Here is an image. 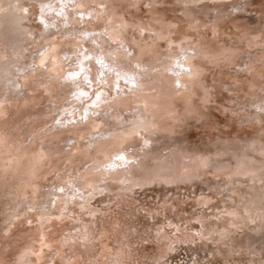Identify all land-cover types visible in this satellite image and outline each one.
Instances as JSON below:
<instances>
[{
    "label": "bare ground",
    "instance_id": "obj_1",
    "mask_svg": "<svg viewBox=\"0 0 264 264\" xmlns=\"http://www.w3.org/2000/svg\"><path fill=\"white\" fill-rule=\"evenodd\" d=\"M213 1L221 2L220 7H223V9L220 8L219 12H223L226 17L217 16L219 14L218 12L213 19L207 17L206 23L203 14L199 17L200 23L196 25L195 29H189L187 27V14L181 7L179 0H177V3L180 7H176L177 9L174 7V11L181 10L183 15L181 17H173L174 19H170L164 13H161L164 10H157L156 13H152L148 10L149 15L146 19H135L134 17L125 15V19L128 20L130 24L132 20L137 22L143 20L146 24L150 23L155 31H159L160 29V24L157 23V21L166 19L177 26L173 29L174 35L172 39L177 43L179 42V38L185 39L186 42L181 45V47L187 48L192 45L197 49H203L210 53H219L227 49L228 54L227 57H222L218 63H210L205 56L199 53L195 58H192L190 61L191 65L194 69L201 72L200 81L197 82L187 80L186 77L183 76L179 78L174 77L168 72L167 69L171 63L170 58L173 57L176 52H174L175 48L171 50L168 49L165 41L157 42L150 49L152 54L145 55L142 58L141 63L147 67L148 71L141 74V79L145 82L146 88L138 93L139 100L137 102L147 101L149 104L148 119L152 121L154 129L149 134L151 141L149 147L145 149L143 153H140V156L143 158L141 163L149 165L151 170L132 168L121 176L112 175L108 177L109 181L125 179L129 183L124 186L119 184L103 185L106 191L103 194L97 193L95 195L91 202V206L100 207L102 212L108 211V208L103 207V203L106 202L108 204L107 206L112 209H118V211L109 212L110 219L108 220H105L104 217H97L98 222L93 230L100 233V239L88 252L81 255L79 250L74 246L67 245L61 248L63 242L62 236L66 232H71L76 226H80L81 220H83L85 224L88 223L91 217H85L87 213L77 212L74 207L70 209V211L74 212L72 219H67V212L64 213L65 218L63 220L52 219L51 217H53L54 214H60L62 201L57 200L54 207L49 206L50 197L48 193L56 184L61 183L63 179L66 178L62 173L65 167L64 155L66 154L63 149H71V154L73 156L72 163L67 165V169L71 171L73 165L79 168L80 157L83 155V153L79 151L80 146L83 144L80 137L84 136L85 139H88V136L87 133L81 132L73 126H69L71 131L65 129L59 130V132L52 131L48 128V125L52 124L55 118L54 114L57 113L59 106L64 104V100H56L52 95L56 91L59 80L54 79L49 81L45 78L46 76H62L64 73L61 69L64 68L67 62L63 61L61 54H66L74 60L75 57L72 55V52L78 46L71 35L65 38L66 40L58 38L57 41H53L54 48L48 51L45 56L41 57L39 53L47 48L46 39H42L41 37L46 38L48 33L40 24L38 15L40 6L39 0H0V104H2L0 112L3 113V115H0V133L7 134L10 142L16 140L18 144L24 145L20 148V152H26L28 156L32 157L35 161L31 166V172L27 169L20 170L17 168V162L10 160V157L6 154V150L0 149V169L6 167L10 168L7 181L0 179V213H2L0 215L2 221H0V233H2L0 235V246L3 244L6 245L4 249L0 248V259L7 257L11 253L13 242H19L18 245L14 247L12 254L14 258L18 260L38 259L40 264H48L51 258L43 254L39 257L34 254H22L25 245L30 243V238L37 240V248L42 247L37 239L39 231H43L44 239L46 242L50 243L51 249L58 251V255L54 259H51V264H62L65 251L68 247H72L73 251L76 252L73 264H89V262L90 264H111V257L117 253L119 259L124 261L125 264H140L143 261V254L141 252L144 249H140L135 245V239L157 243L156 249L158 248L159 253L151 258L154 260H159L164 257L165 254L170 253L167 251L166 247L168 242L177 244H196V240L199 239H193V235L189 234L187 231L200 227V224L193 227L187 226L183 229L178 224L182 220V217L170 220L171 223H176L181 228L179 236L175 238H172L167 232H163L161 240H157L156 236L153 234L151 235V232L148 231L147 228L141 231L136 224L135 214L125 209L126 205L130 206L132 203H128L125 197L132 196L136 193L137 189L135 192H123L120 189L136 183L142 185L139 189L154 185L164 187L189 184L195 185L200 177L205 174L204 169L199 167L200 161L196 159L197 157H209V164L214 171L215 167L221 169L233 167L236 164V160L234 159V163L232 162L229 164L227 162L229 156H239L241 158L240 163L242 166L240 168V178L235 183L231 179L228 187H221V185L217 183L221 189L217 187L215 199H213L214 195H203L204 200L211 201L208 208H210V210L212 209V212L211 214H209V212L208 214L202 212L196 216L195 220L198 218L204 222L206 229L215 227L216 225L223 227L228 221L227 217H222L219 221L209 220L207 217L222 215V209H227L229 211L233 208H236L238 211L245 208L248 209L252 213V218L257 219L258 222L253 226L247 223V217H242L237 220L236 223L243 226L244 233L242 238L245 239V243H248V239L251 236L254 246L259 253V245L262 241L260 229L264 228V185L261 183V180L264 179V156L260 154L262 147H264V127H262L264 121H261V117H264V113H258L257 110L255 113L252 111L240 113L238 111L241 106H253L261 103V96L264 95V91H262V89H264V81L261 79L264 78V73L253 74L247 79V83L241 79V77L245 75L244 68L243 72H235L234 75L229 78L230 81L228 82H226V80L223 81V79L213 74L211 81H213L214 84H209V76L212 71L222 72V69L232 68L236 65L241 66L243 63L247 64L253 61H264V27L252 28L253 26L250 27L248 25L245 27L241 24H237L241 23V21H238L239 16H232L235 11L250 7L252 5L251 0H226L230 2V4L223 3L225 0ZM96 2H99V0H96ZM104 2L110 5L112 4V0H104ZM126 2L127 0H118V3ZM242 2H244L243 5ZM17 7L21 10L17 11ZM228 7L233 8V13L227 12ZM23 8H28L29 13L22 11ZM131 10L127 13L133 16L134 11L132 12ZM260 12L263 13L264 9L260 10ZM117 15H122V13H117ZM262 16L264 17V15ZM225 18H228L232 23L231 25L237 28V33L227 32V30L223 28L224 25L222 24L228 22ZM34 22L38 25H35ZM101 22L102 18L100 20L95 19L94 24L92 21L89 22L87 18H85L83 24L70 25V27L97 31V26ZM65 31L67 32L68 29H65ZM206 32H211L214 38H206ZM80 39H84V47H93L90 44L92 37H80ZM133 39L140 42V47H145L142 43V38L139 37L138 34L131 31L126 33V42L127 40ZM118 55L122 58L124 54L121 52ZM52 58H55L57 70L55 72L45 73V67L41 66V60L49 61ZM225 74H228L227 71ZM176 79H180L182 84L187 85V88H176L174 84V80ZM200 82H203L211 88L212 101L216 100V95L213 90H216L218 86L223 84L229 86L233 83L237 85V89L232 91L235 94L232 99L237 106L235 114L234 112L232 113V117L233 119L238 117L241 121H253L244 124L240 122L242 125L246 126V129L248 127L253 130L251 135H254V138L251 143L242 147L223 145V148L218 149L215 156L209 155L206 153L207 151L205 152L197 147L192 148L180 144L182 141L177 138V135L181 133L183 124H186L190 119L200 120L204 118L206 113L205 111V113L203 112L204 105H201L199 108H194L192 112L186 111L187 99L190 98L195 105L201 98L202 90L195 86L196 83ZM178 92L183 94L177 95ZM41 93L45 94L41 95ZM50 100H54L56 107H53L52 104L49 103ZM240 100H242V102ZM32 102L33 104H31ZM125 108L126 111L124 112V116H131L133 114V109L128 106H125ZM128 112H131V114L127 116L126 114ZM109 123L115 127L114 121H109ZM213 127H215V125ZM41 129H44V131H40ZM63 134H66L67 137H62ZM29 137L32 138V143L34 144H25V141ZM40 137H43V151L47 157L43 160L40 159L39 156V152L41 151ZM212 137L213 136H211V138ZM223 138L227 139V137ZM162 139L164 140L162 145L163 150L170 149L169 153L166 155L156 153L155 148H153V144L160 142ZM71 140H75L76 143L70 144L69 141ZM61 143L62 145H60ZM104 143L107 147L102 150L110 153L119 147L120 139L118 136H111ZM252 144L256 145L255 151L249 149V145ZM53 145L58 146L60 150L56 152L50 151ZM125 145V147H127V144ZM226 149L227 152H225ZM246 149H248V151H245ZM13 151H15V149H13ZM245 157H247L246 160L244 159ZM86 159L87 163H92L90 158ZM246 170L256 172V177L253 178L250 175L245 177L244 173ZM128 175L131 177H128ZM98 176L99 173H90L87 174V179L95 182ZM220 176H222V172L219 174V177ZM247 178L249 182H247ZM253 179H255V183L252 182ZM115 189H117L116 197L110 195L108 198L105 197L96 200L98 197L113 193ZM219 191H223V195L227 193V197H223V195L217 197ZM232 193H234V196L231 195ZM201 197L202 196L198 197L196 201L199 206H202L204 203ZM94 201L97 205L93 204ZM215 201H218V203L215 204ZM169 205L171 206L170 208L175 207V209H179L177 204L164 201L160 207L153 208L152 210L148 209L151 218H155L156 216L152 215V213H158L164 216L165 219H169L171 217L170 214H168ZM163 212L165 213L164 215ZM17 217H19V219H17ZM26 219H31L36 225L26 232L22 231V228H19L14 235L23 236L22 239L20 237L12 239L10 234L15 228L14 225L23 226ZM71 222L72 224H70ZM113 222L117 223L119 227L111 228L110 225ZM58 225H60V227H57ZM129 225L135 227L136 230L133 231ZM152 227L153 226H151V228ZM253 227L256 229L255 232L251 231ZM50 228H53V230H50ZM164 236H167V241L163 240ZM203 243L205 246H208L209 241H203ZM97 247H99V249ZM129 248L131 249L130 255L127 251ZM213 249L214 248L209 249L210 256L212 259H217L219 255L214 256ZM45 251H47V249H45ZM148 258L150 257H145V261H147ZM197 262L199 261L196 259L191 264H197Z\"/></svg>",
    "mask_w": 264,
    "mask_h": 264
},
{
    "label": "snow or ice",
    "instance_id": "obj_2",
    "mask_svg": "<svg viewBox=\"0 0 264 264\" xmlns=\"http://www.w3.org/2000/svg\"><path fill=\"white\" fill-rule=\"evenodd\" d=\"M169 0H127L126 3H118V0H112V4L105 3L104 0H39L38 15L40 24L48 33L46 39L47 48L39 53L41 57L45 56L48 51L54 48L53 41L58 38L65 39L70 35L78 46L72 55L75 59H71L66 54H61L63 61H66L64 68L61 71L62 76H46L49 81L57 79L59 83L56 91L52 94L56 100L63 99L64 104L59 106V113L55 116L51 125H48L52 131L69 130V126L76 127L79 131L87 133L88 139L81 136L83 144L79 151L83 153L80 157V167L73 165L71 171L67 169V165L72 163L73 156L71 149H63L65 167L63 175L66 177L61 183L56 184L48 193L50 197V205L55 206L57 200L62 201L60 214L56 217L57 220H63L64 213L67 212V219H72L74 212L71 208H79L81 213H87L91 219L88 223L80 221V226L76 227L74 233H64L62 236L61 248L67 245L77 248L81 255L88 252L89 249L100 239V233L94 231L97 224V217H106L109 212L118 211L107 205L108 211L102 212L100 207H92L91 202L97 193L103 194L106 188L103 185L108 183H116L121 186L128 185L125 179H117L109 181L108 177L112 175L121 176L132 168H142L151 170L149 165L141 163L143 159L140 153H143L151 143L149 134L153 131L154 125L148 119L149 104L147 101L137 102L139 100L138 93L146 88L145 82L141 79V74L148 71L141 60L145 55H151V47L159 41H165L168 49L176 48L178 51L171 57V63L168 67V72L174 77H186L187 80L197 82L200 81L201 72L196 70L191 65V59L195 58L199 53L205 56L210 63H218L222 57H227L228 50L225 49L219 53L206 52L203 49H197L195 46L181 47L185 44V39L179 38L177 43L172 39L174 35L173 29L177 26L166 19L157 21L160 24L159 31L153 30L151 24H146L141 20L137 22L125 19L128 11L135 8L149 9L152 13H156L161 5H166ZM181 7L187 14L189 29H195L200 23L199 17L207 9L205 0H179ZM17 11H20L17 7ZM106 10V11H105ZM22 11L29 13L28 8H23ZM122 13V15H117ZM85 18L89 22L93 19L102 22L97 26V31L88 30L85 28H74L70 25L83 24ZM118 21V22H116ZM65 29H68L66 32ZM129 31L138 34L142 38V43L145 47H140V42L136 40H127L126 33ZM147 33V36H145ZM92 37L90 44L91 48L84 47V39ZM135 45V46H134ZM123 52V57H119V53ZM135 53V56H134ZM127 61V63H124ZM41 66L45 67V73L55 72L57 70L55 58L49 61L41 60ZM246 76H252L256 73H264V61L251 62L243 65ZM233 71H236L233 68ZM176 88H187L186 84H182L180 79L174 80ZM195 86L202 90L200 100L194 105L191 99L186 100V111L192 112L194 108H199L201 105L207 106L212 102L211 88L203 82L196 83ZM237 85L230 84L224 91H235ZM264 91V89H262ZM45 93H41L44 95ZM183 93L178 92L177 95ZM53 107H56L54 100L49 101ZM67 105V106H65ZM125 106L133 109V114L129 117L124 116L126 111ZM2 107V104H0ZM258 113H264V95L261 96V103L253 105ZM247 110V106L240 107L239 111ZM227 112V109H224ZM235 114V112H234ZM0 115H3L0 112ZM115 122V127L109 123ZM264 121V117H261ZM256 121V122H261ZM253 122L252 120H243L242 124ZM264 127V123H262ZM40 131H44L41 129ZM111 136H118L120 145L112 152L103 151L106 148L105 141ZM33 141L29 137L25 144H31ZM41 151L39 152L40 159H46L43 151V137H40ZM70 144H75V140L69 141ZM127 144V147H125ZM24 145L18 144L16 140L9 141L7 134L0 133V149H5L6 154L11 161L17 162V168L20 170L27 169L31 172V166L34 164V159L29 157L26 152L21 153L20 148ZM256 145H249V149L255 151ZM15 149V151H13ZM59 147L53 145L50 151H59ZM245 151H248L246 149ZM227 152V149L225 150ZM261 156H264V147L261 150ZM90 158L92 163H87ZM200 161L199 167L203 168L205 174L212 170L209 164V157H197ZM236 160L233 167L221 169L215 167L214 174L219 175L221 172H226L229 179L234 183L240 178L241 158L239 156H229L228 163ZM245 160L247 157L244 158ZM10 168L0 169V179L7 181ZM99 173L95 182L87 179V174ZM246 176L256 177V172L246 170ZM167 182V181H163ZM255 183V179L252 181ZM264 184V179L261 180ZM140 183H136L127 187H122L123 192H135L141 188ZM226 190V189H225ZM223 195V191H219ZM231 195L234 196V193ZM203 207L207 208L211 203L210 200H204ZM235 203V201H234ZM222 215L215 217H207L209 220L219 221L222 217H227L228 221L221 227L205 228L204 222L196 219V223L200 224L201 231L193 233V239L198 238L201 241H209L215 245L213 255H219V259L210 261L209 264H264V228L260 229L262 241L259 245V253L254 246L253 239L250 236L246 244L241 238L244 229L243 226L236 223L242 217H247V223L255 225L258 221L252 218V213L248 209L237 210L233 208L231 211L227 209L221 210ZM158 215V213H152ZM148 213L145 214L147 218ZM19 219V217H17ZM33 227L31 219H26L22 226V231H27ZM111 228L119 227L113 222ZM135 231V227L129 225ZM165 228L173 229L172 235L178 234L181 231L179 225L171 222L165 223L156 229V239L161 240L162 233ZM252 232L256 229L253 227ZM78 234V235H77ZM37 239L41 244V248L36 247L37 240L30 238V243L25 245L23 249L24 255L34 254L39 257L41 254L54 259L58 255V251L52 250L50 243L44 239L43 231H39ZM167 236L163 240L167 241ZM146 242V241H145ZM174 242H168L167 251L174 250ZM47 249V251H45ZM129 255L131 249H127ZM163 255V253H162ZM76 257V252L72 247H68L65 251L62 264H73ZM240 259H237V258ZM258 257V258H257ZM49 259L48 264H51ZM0 264H40L39 260H18L11 254L0 259ZM90 264V262H89ZM111 264H125L119 259L118 253L111 257ZM155 264H166L165 261L156 260ZM199 264V262H197Z\"/></svg>",
    "mask_w": 264,
    "mask_h": 264
},
{
    "label": "rangeland",
    "instance_id": "obj_3",
    "mask_svg": "<svg viewBox=\"0 0 264 264\" xmlns=\"http://www.w3.org/2000/svg\"><path fill=\"white\" fill-rule=\"evenodd\" d=\"M170 1H169L170 3L168 2L166 5H161L158 8V10L160 11L164 10L161 13H164L170 19H174L175 17H181L183 15V12L181 10L174 11L176 7H180L177 3V0H170ZM223 3L230 4V2L226 0ZM243 3L244 2H242V5ZM251 3L252 5L250 7H247V9L242 8L241 10L235 11L234 13L232 12L233 8L228 7L227 12L233 13L232 16L234 17L239 16L238 21L239 22L241 21V23H237V24H241L245 27H247L248 25L250 27L253 26L252 28H256V27L263 28L264 27V17L262 15H264V12L262 13L260 12V10L264 9V0H251ZM220 6H221V2H217L213 0H205V5L203 7L206 8L207 10L204 11L202 15L204 14L203 18H205L204 20L206 21V23H207V17H209V19H213V17L217 15V13L219 12L221 8ZM221 9H223V7ZM148 10L149 9H142V8L132 9L131 11L132 12L134 11L133 16L128 13L126 15L128 17H134L135 19H141V18L146 19L147 16L149 15ZM217 16L226 17L224 16L223 12H219ZM225 19L228 22L222 24L224 25L223 28L226 29L227 32L237 33V28H234L233 25H231L232 23L229 21L228 18H225ZM92 22L94 24L95 19H93ZM34 24L38 25L36 22H34ZM206 33H205L206 38L208 39L214 38L211 32H206ZM145 35H147V33H145ZM243 65L244 63L241 66L236 65V66H233L232 68L222 69L221 70L222 72L212 71L213 73L211 72L209 76V84H214V82L211 81L213 74L217 75L216 77H220L221 79H223V81L224 80H226V82L230 81L229 78H231L235 72H243ZM233 68H235L236 71H233ZM226 71L228 73L227 75L225 74ZM223 76L225 79L223 78ZM249 77L250 76L243 75L241 79H243L242 81L247 83V79H249ZM261 80L264 81V78ZM226 88H228V86L223 84V85L218 86L216 90H213L216 95V100L212 101L210 104H208L207 106L203 108V112L204 111L206 112V113L204 112L205 113L204 118L200 120L190 119L188 120L186 124H183L181 133L177 135V138L180 141H182V143L180 144L185 145V146H190L192 148L197 147L205 152L207 151L206 153H208L209 155L215 156L217 154L218 149L223 148V145H230L232 147H242V146H246L248 143H251L253 141L254 135H251L253 133V130L249 129L248 127L246 129L245 128L246 126L240 123L241 122L240 118L236 117L235 119H233L232 113L235 112L237 109V106L235 105V101L232 99L233 95L235 96V94L232 91H227V92L224 91V89ZM240 101L242 102V100ZM31 104H33V102ZM224 109H227L228 111L225 112ZM255 109L256 108L253 106H247V110L245 111H252L255 113L256 112ZM238 112L242 113L244 111H238ZM130 114L131 112H128L126 115L128 116ZM214 125L215 127H213ZM210 135L213 137L211 138ZM223 137H227V139ZM163 141L164 140L162 139L160 140V142L153 144V148H155L156 153H161L163 155H166L169 153L170 149L163 150V146H162L164 143ZM60 145H62V143ZM233 161L235 160L233 159L232 162ZM204 175L200 177V179L195 183V185L189 184V185L170 186V187L154 185V186H150L144 189H137L136 193H134L132 196L125 197L128 200V203L132 202L130 206L126 205L125 209L128 211H132L135 214L136 224L138 228L141 231L144 228H147V230L151 232V235L152 234L155 235L157 227L163 226L165 223L170 222V220H172L173 218L179 219V217H182V220L178 224L183 229L186 228L187 226L188 227L197 226L198 223H196L195 218L198 214L202 212H205L206 214H208L209 212V214H211L212 212V209L210 210V208L208 207L204 208L202 206L197 205L196 201L198 197L211 194V195H214L213 199H215V192H216L217 187H219V185H221V187H228L230 180H231L228 178V175L225 172H222V176L220 177L219 175H215L213 169L208 171L207 174H204ZM246 180L247 182H249L248 178ZM217 183H219V185H217ZM221 187H219V189H221ZM116 193H117V189H115L113 193H108L107 195H103L99 197L98 199H103L105 197L108 198L110 195L116 197L115 196ZM219 196L220 194L217 195V197ZM223 197H227V193H225ZM164 201L177 204L179 209H175V207L170 208L171 206L169 205L168 214H170L171 216L169 219H165L164 216L159 215V214L156 215L155 218H151L148 209L152 210L153 208L160 207ZM214 203L216 204L218 203V201H215ZM93 204L97 205L96 202L95 203L93 202ZM103 204L108 205L106 202ZM146 213H148L147 218H145ZM175 213H178V214H175ZM1 214L2 213H0V215ZM164 214L165 213L163 212V215ZM87 216L88 215L85 214V217ZM51 218L54 219L53 217ZM104 219L105 220L110 219L109 214L108 216L104 217ZM115 219H118V218H115ZM35 225L36 223H33V226ZM151 226L153 227L151 228ZM14 227L15 228L10 234V236H12L11 238L13 239V238L20 237L22 239L23 236L14 235L18 231L19 228H22V226L14 225ZM57 227H60V225H58ZM50 230H53V228H50ZM73 230L74 229H72L71 231ZM192 230L189 229L187 232L193 235ZM164 232H167V234H169L172 238H175L179 236L180 234L178 233V234L172 235V231L170 228H165ZM1 234L2 233H0V235ZM242 239L245 242V239L244 238ZM135 241H136L135 245L138 246V248L144 249L141 252L143 254V257H142L143 261L141 263L148 262L149 264H155L156 260L151 259V258L154 257L157 253H159L158 248L156 249L157 243L153 241L145 242L140 239H135ZM18 243L19 242L12 243L13 248H11L12 249L10 253L11 255L13 254L14 247L17 246ZM96 243H98V241ZM174 245H175L174 247L175 250L173 252H170L169 254H165V256L159 260L165 261L166 264H191L193 263L194 260L197 259L200 264H209L210 261H214L220 258V257H217V259H212V257L210 256L209 249L215 247L210 242L208 243V246H205L203 241L201 242L199 240H196V244L174 243ZM2 246H0V248L4 249L6 247V245L4 244ZM97 248L99 249V247ZM145 257H150V258H148L147 261H145ZM237 259H240V258L238 257Z\"/></svg>",
    "mask_w": 264,
    "mask_h": 264
}]
</instances>
